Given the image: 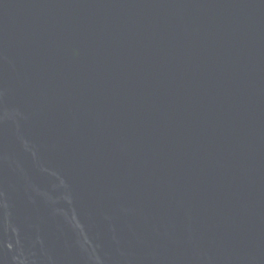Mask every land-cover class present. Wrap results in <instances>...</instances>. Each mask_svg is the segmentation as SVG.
Listing matches in <instances>:
<instances>
[{
    "label": "water",
    "instance_id": "95a60500",
    "mask_svg": "<svg viewBox=\"0 0 264 264\" xmlns=\"http://www.w3.org/2000/svg\"><path fill=\"white\" fill-rule=\"evenodd\" d=\"M0 264H264V0H0Z\"/></svg>",
    "mask_w": 264,
    "mask_h": 264
}]
</instances>
